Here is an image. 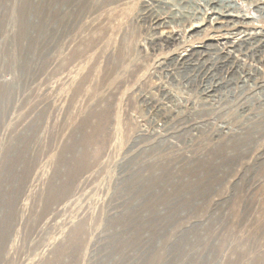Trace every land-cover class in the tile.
Returning a JSON list of instances; mask_svg holds the SVG:
<instances>
[{
	"label": "rangeland",
	"instance_id": "374dc122",
	"mask_svg": "<svg viewBox=\"0 0 264 264\" xmlns=\"http://www.w3.org/2000/svg\"><path fill=\"white\" fill-rule=\"evenodd\" d=\"M0 264H264V0H0Z\"/></svg>",
	"mask_w": 264,
	"mask_h": 264
},
{
	"label": "built area",
	"instance_id": "2783aa9c",
	"mask_svg": "<svg viewBox=\"0 0 264 264\" xmlns=\"http://www.w3.org/2000/svg\"><path fill=\"white\" fill-rule=\"evenodd\" d=\"M173 42L178 43V42H186V41H183V40L181 41L179 39V37L175 36V35H173L171 37H168V35H167L163 39L161 46L163 48V45H165L166 48H169L170 44L174 45ZM195 43H197L198 45L194 46ZM204 44H206V45L204 46ZM199 45H203L204 47L209 46V44H207L206 42L204 43L203 40L196 39V41H194L192 43L181 45V46L177 47L175 50H173L175 55L174 56L171 55L170 62L174 63V64H173L171 69L166 71V75L169 76L170 79L178 80L180 82H181V80H183L184 84L188 88V84H189V80H190L191 76L189 77V80H188V75H185V74L188 71V68L190 67V66H187L189 62L187 64H185L181 69H176V71L174 70V67H175V65H177V68H179L181 66L180 62H182V60H183L182 56L184 54H187V53L194 54V52H192V50L193 51H199V50L194 49L195 47H199ZM189 54H187L184 57L185 59L187 58L185 61H187V60L191 61L192 60V58H191L192 56H189ZM182 74L185 76L186 79L181 78ZM202 78L208 79V82L206 83L205 86L203 85ZM199 82H201V85L204 86V90H205L204 93L207 94V96H210L211 98H214V97H216V95L221 94L220 92L223 90L222 87L224 86L217 79V76H215L214 74H211L210 71H207L206 73H204L201 76V79H199ZM216 115L219 117L220 113H218Z\"/></svg>",
	"mask_w": 264,
	"mask_h": 264
},
{
	"label": "bare ground",
	"instance_id": "6f19581e",
	"mask_svg": "<svg viewBox=\"0 0 264 264\" xmlns=\"http://www.w3.org/2000/svg\"><path fill=\"white\" fill-rule=\"evenodd\" d=\"M241 22V21H240ZM211 32H214L213 30H210ZM187 59V58H186ZM185 59V60H186ZM205 59V58H204ZM183 61L182 62V65H185V64H187L189 61L187 60V61ZM206 60V59H205ZM203 74V73H202ZM202 82H203V85L205 86L206 85V83L208 82V79L207 78H202ZM255 86V85H254ZM237 88V87H236ZM237 90V89H236ZM244 91V90H243ZM260 97V96H259ZM224 98V97H223ZM215 100V99H214ZM213 104V103H212ZM211 104V105H212ZM196 110V109H195ZM221 126H224V125H221Z\"/></svg>",
	"mask_w": 264,
	"mask_h": 264
}]
</instances>
